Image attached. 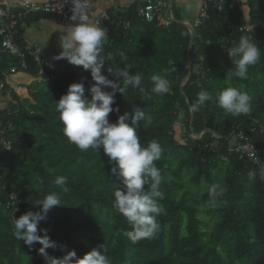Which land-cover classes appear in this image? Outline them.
Returning a JSON list of instances; mask_svg holds the SVG:
<instances>
[{"label":"trees","instance_id":"obj_1","mask_svg":"<svg viewBox=\"0 0 264 264\" xmlns=\"http://www.w3.org/2000/svg\"><path fill=\"white\" fill-rule=\"evenodd\" d=\"M247 6L246 20L235 7L216 11L210 4L207 20L192 36L175 21L168 26L146 23L135 9L108 14L103 54L113 59L106 61L104 74L116 79V68L131 65L132 73H143L142 87L149 93L131 88L122 97L117 93L113 107L119 112L110 113L109 120L115 122L134 107L144 109L147 120L136 126L140 142L155 139L164 149L156 162L163 178L162 213L151 238L133 243L125 235L130 226L113 207V186L123 189V183L111 175L114 164L102 149L97 155L91 149L82 152L63 135L55 102L70 84L82 81L85 97L91 99L89 72L60 59L64 70L51 84H30L26 99L7 90L1 94L10 99L0 119L11 148L6 151L0 143V264H44L40 245L18 241L11 219L35 211V200L50 192L60 194L62 207L48 212L38 235L46 230L51 240L65 246L63 251L48 249L53 257L75 251L82 258L104 244L111 264H264V56L249 67L247 79H224L232 67L226 51L241 36L254 38L264 50V0ZM48 16L30 14L19 21L16 46H23V23ZM19 62L0 49V77ZM24 62L22 73L38 77L42 67L34 57L26 53ZM54 72L48 68L43 74ZM153 74L169 80L171 94L151 93ZM229 86L249 94L250 114L233 117L212 102L197 113L189 110L201 90L215 96ZM246 144L255 151L254 162L239 151ZM50 169L68 177L67 192L53 184ZM213 185L222 190L214 201L209 197Z\"/></svg>","mask_w":264,"mask_h":264},{"label":"clouds","instance_id":"obj_2","mask_svg":"<svg viewBox=\"0 0 264 264\" xmlns=\"http://www.w3.org/2000/svg\"><path fill=\"white\" fill-rule=\"evenodd\" d=\"M71 3L73 7L70 19L75 23L60 36L61 52L55 59H64L90 73L92 83L88 92L91 99L85 97L83 81L72 83L66 94L55 102L56 111L63 126V135L70 144L82 152L91 149L96 155L102 149L109 163L114 164L110 173L121 178L123 189L113 186V207L130 226L125 235L136 243L153 237L159 229L157 216L162 213L159 201L164 198V193L161 190L163 178L156 162L161 159L164 149L155 139L141 144L136 126L147 120L144 109L134 107L131 113L119 115L115 122H110L109 114L119 112L118 107H113L117 93L122 97L130 88L139 90L145 96L149 93L142 87L143 73H132L131 65L116 68V79H109L104 74L106 61L113 59L110 53L103 54L109 39L108 29L99 22H89L81 0H71ZM226 53L232 63V67L224 73L227 81L234 78L247 79L249 67L255 66L264 56V50L254 38L248 36H241ZM150 79L151 93L171 94L170 82L164 75L153 74ZM209 102L233 117L248 115L252 110V98L249 94L230 86L218 91L215 96L207 90H201L196 100L189 105V110L197 113ZM253 155L256 156L254 152ZM49 172L54 177L53 184L62 192H67L68 177L56 174L55 169H50ZM220 194L222 190H218L216 185L209 189V197L213 201ZM32 205L35 211H28L17 219H11L13 234L18 241L29 247L38 243V253L44 264H111L104 244L92 248L82 258H77L75 251H68L59 258L49 255L48 249L60 248L63 251L65 246L51 240L46 230L41 229L45 234L38 235V225L46 222L51 209L62 207L60 194L47 193Z\"/></svg>","mask_w":264,"mask_h":264},{"label":"built area","instance_id":"obj_3","mask_svg":"<svg viewBox=\"0 0 264 264\" xmlns=\"http://www.w3.org/2000/svg\"><path fill=\"white\" fill-rule=\"evenodd\" d=\"M98 0H81L84 10L87 14L90 13L92 5ZM214 3L216 11H222L225 7L232 8L233 4L228 2V0H202V7L199 12L197 19L194 21L193 26H188L190 34L193 33L194 29H197L203 22L207 19L208 7L210 4ZM73 7L71 0H55L52 2L42 3V4H21L13 3L10 11L6 10L5 5L0 4V49L4 53L15 55L19 58V66L11 67L7 71L2 73L0 77V95L5 93V91H11L20 99H26L28 97L29 90L26 86L17 85L12 82V76L19 72H24L26 70V65L24 58L26 53L32 55L37 61L38 50L27 40L22 42V48L16 46L15 34L16 26L19 21L30 14H47L51 15L56 21L64 26H72L75 22L70 19ZM136 15L146 23H152L154 21H159L163 26H168L173 23V15L171 11V6L168 0H152L143 5L138 6L135 9ZM109 21V16L107 13L102 12L100 15L93 20V22H99L104 27ZM66 63H61L57 65L53 75L48 76L43 74L47 72L48 69H41L39 71V81L43 80L47 84H51L53 76H58L60 72L64 70ZM43 74V75H42ZM44 78V79H43ZM7 97L8 93H7ZM6 131L2 119H0V143L2 148L9 151L11 145L9 142L4 141L3 134ZM191 137H194L190 135ZM241 154L246 155L253 162L255 161V156L253 155V147L250 144H246L239 148Z\"/></svg>","mask_w":264,"mask_h":264},{"label":"crops","instance_id":"obj_4","mask_svg":"<svg viewBox=\"0 0 264 264\" xmlns=\"http://www.w3.org/2000/svg\"><path fill=\"white\" fill-rule=\"evenodd\" d=\"M149 1L152 0H98L92 5L91 11L88 14L89 22H93L102 12L117 15L118 11L136 9L138 6ZM168 1L171 6L174 21L185 26L189 31L188 26H193L194 21L199 15L202 7V0ZM250 1L251 0H228V2L233 4V7L240 11L246 20L248 19L249 12L247 4ZM22 30L21 42L27 40L39 52L37 61H35L42 69H56L57 65L61 64L60 59H55L61 52L60 36L63 35L65 30H70V28L60 24L52 16H48L29 23H23ZM11 78L13 83L26 86L27 89H29L28 87L30 84L39 82V77L34 78L22 72L16 73ZM9 102L10 99L7 96L0 95V111L4 110Z\"/></svg>","mask_w":264,"mask_h":264},{"label":"water","instance_id":"obj_5","mask_svg":"<svg viewBox=\"0 0 264 264\" xmlns=\"http://www.w3.org/2000/svg\"><path fill=\"white\" fill-rule=\"evenodd\" d=\"M55 0H0V4L5 5L6 10L10 11L13 3H21V4H42L47 2H52ZM192 36V33H191Z\"/></svg>","mask_w":264,"mask_h":264},{"label":"rangeland","instance_id":"obj_6","mask_svg":"<svg viewBox=\"0 0 264 264\" xmlns=\"http://www.w3.org/2000/svg\"><path fill=\"white\" fill-rule=\"evenodd\" d=\"M176 139H179V140H180V138H179V136H178V133L176 134ZM215 176H216V177H220V175L217 174V173H215Z\"/></svg>","mask_w":264,"mask_h":264}]
</instances>
